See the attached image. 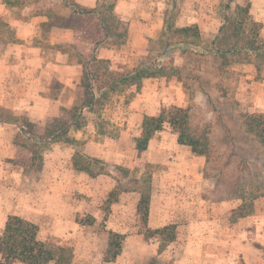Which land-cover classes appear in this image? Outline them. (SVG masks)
Listing matches in <instances>:
<instances>
[{
    "label": "crops",
    "instance_id": "0c3cea01",
    "mask_svg": "<svg viewBox=\"0 0 264 264\" xmlns=\"http://www.w3.org/2000/svg\"><path fill=\"white\" fill-rule=\"evenodd\" d=\"M75 1L80 6L89 9L96 8L98 5V0ZM170 1L177 2L180 12L179 0H167L164 2V7H160L158 10L157 6L162 4V0H117L116 12L129 23L127 44L119 48L100 46L94 51V54L98 58L111 60L113 68L118 71L138 67L142 61L134 67H129L126 63V56L129 53L141 54V51L136 49L137 46L146 49V46L150 45L151 39L158 38L164 26L165 12L171 7ZM226 1L219 0V6L222 4L225 12L223 17L214 13L213 8L216 3L212 0L187 1L183 11H189L190 14L186 15L187 24L182 26L197 24L202 37L205 38L213 29V25H221L214 31H210L214 40L218 36L220 28L226 23L225 14H229L224 8ZM250 2V19L255 20L254 22H263L264 1L250 0ZM237 3L246 4L243 0H238ZM260 4L263 6L259 7ZM12 6L9 0H0V21L7 23L14 30L15 37V41L6 45L0 57V105L11 110L17 117L26 116L38 132H44L50 120L62 118L65 116L64 111L70 110L76 105L77 95L73 92L80 84L83 74L81 65L70 64L69 54L57 50L55 47L57 45H72L73 48L79 50L80 44L72 28L44 27V24L49 22L46 16L15 15L13 10L16 8ZM232 6L235 7L236 3L233 2ZM136 9L139 11V16L134 15ZM178 18L177 24L179 25ZM152 23L156 27H152ZM259 37L264 40V30ZM148 48L145 50L147 54ZM195 48L203 47H191L193 51ZM175 49L180 50V48ZM233 67L240 78L234 89L235 99L245 105L251 114H264V68L258 71L253 61L236 63ZM127 92L135 93V95L129 100L126 99L124 103L129 119V126L126 124V129H119L116 135H102L97 130L98 122L110 123V121L101 114L84 111L81 113L83 118L78 123L70 120L65 127L67 139L65 137L59 142L49 143L44 147L43 167L40 175L30 178L34 186L30 189V201L38 204V214L54 218L55 222L62 227L64 225L62 216L74 217L80 210L79 207H84L85 202L76 197L75 192H80L91 198L96 197L98 193L95 183L103 175L104 178H109L108 174L93 178L88 173L76 171L69 153H80L79 150L82 149L84 154L90 157L108 158L97 154L106 152L105 148L101 149L103 144L98 142L97 137H105L107 140L116 142L122 141L132 130L131 119L136 117L137 124L141 129L144 116H155L160 110H158V106L166 105L168 100H175L176 97L179 100L182 95H187L182 82L176 79L167 81L165 78L145 79L140 93L136 92L135 87ZM175 102L177 103V101ZM179 106L181 107V105ZM94 115L97 119L96 122L93 120ZM107 126V129L114 128L110 124ZM18 132H22L18 124L0 122V219L4 217V220L9 215L16 213L15 210L18 208L15 206V202L7 197V191L4 188L12 181V184L17 183L14 182L17 172L12 161L18 157V149L14 144V138ZM14 134L16 135L14 136ZM140 134L141 130L138 131L136 138ZM23 135L29 137L26 134ZM177 137V133L168 128L150 141L147 150H136L141 153L142 159L146 158L147 164L167 166L162 174L164 173V177L176 186L190 181L189 174L193 176L195 171H199L200 166H204L206 163L204 156H197L192 153L189 146L180 145L177 142ZM179 153L185 155L182 156ZM165 155L176 157V160H172L173 162L160 161ZM120 156L124 155L120 154ZM115 164L124 166L121 165L122 163ZM127 168L132 170L130 166ZM88 185H90V190L86 191L89 188ZM137 195L136 207L140 200V195ZM239 199L224 200L216 204L202 198V207L200 208H191L185 211L176 208L170 211L166 209L163 202L164 193L159 194L156 191L151 200L149 219L144 227L151 231L168 226L174 228L175 238L169 250H165L164 254H159L163 260H167L170 256L172 258V254L175 252L177 258L182 254L186 255L185 264H235L236 259L240 256L246 264H251L247 257L251 253L257 257L259 252L250 242L245 243L242 237L236 235L235 224L237 223L230 220L233 211L242 204ZM259 199H264V197ZM158 201L159 206L156 208ZM239 201L241 204L238 203ZM89 207L91 208V205ZM111 216L114 217L115 214ZM184 216H186L185 219L179 218ZM109 220L111 221L109 218L105 223H108ZM221 221L229 222L228 229L223 227L225 225ZM219 222L222 228L216 226ZM67 223L71 231L77 225L72 221H67ZM230 223L234 224V227H231ZM46 241L47 239L44 240V242ZM71 246L74 248L76 245ZM159 248L160 245L157 254L160 253ZM103 249V252L107 250V243L104 244ZM97 251L99 249L97 247L95 249V245L89 241L82 243L79 251L74 249V253L79 252L77 256L82 264L88 261V258H92ZM108 263L112 264L113 262Z\"/></svg>",
    "mask_w": 264,
    "mask_h": 264
},
{
    "label": "rangeland",
    "instance_id": "374dc122",
    "mask_svg": "<svg viewBox=\"0 0 264 264\" xmlns=\"http://www.w3.org/2000/svg\"><path fill=\"white\" fill-rule=\"evenodd\" d=\"M35 1L37 0H9L13 5L12 7L16 8L13 10V14H23L26 17L28 15L32 16V13L40 9L42 5H48L47 0L43 2L39 1V3ZM166 1L162 0V4L157 6V10L160 7L163 8L164 2ZM187 1L189 0H179V4L181 5V11L178 12L179 26L187 24L186 15L190 14V12L183 11ZM212 1L216 3L213 8L214 13L216 12L217 16L223 17L225 13L223 5L221 4L219 6V0ZM170 4H173L172 1H170ZM262 6L263 4H260L259 7ZM134 15L139 16L138 9H136ZM262 21L255 22L261 26L259 33L264 30V16L262 17ZM220 26L213 25V29L210 31H214L216 27ZM152 27H156V25L152 23ZM253 28V24H247L245 32L241 36L242 38L239 37L238 42L233 40L231 42V48L238 47V49H241L240 47H248L246 46L248 45L247 38H249L248 35L250 36ZM3 30L6 31V28H3ZM12 31L14 32V30ZM210 31L209 35L203 39L204 43L208 44V49L210 50H206L203 46L201 49L195 48V51L202 55L191 56L188 53L180 56V50L174 49L171 52H163V57L158 58L165 63L185 67L183 76L184 82L188 86L187 95H182L179 98L180 101L177 97L175 100H168L165 103L166 105L162 104L158 106V110L171 105H181L184 109L188 108L193 126L203 132V138L206 137L205 150L208 153V157H205L206 163L204 166H200L199 171H195L193 176L189 174L191 177L190 181L186 184H177L176 186L164 177V173L162 174V171L167 166L162 164L149 166L146 163V158L142 159L141 153L135 149V138L138 135V131L141 130L139 124H137L136 117L131 119L130 125H132V130L128 132L127 138L122 141L119 140L121 143L107 140L105 137H97L98 142L103 144L101 149L105 148L106 151L97 154L104 155L108 158L90 157L84 154L82 149L79 150L80 153H69V156L72 158L78 153L85 159H97L104 164L116 165L115 163H122L121 165L125 167H132V175L135 177L152 172L157 191L159 194L161 192L164 193L163 202L166 205V209L170 211L176 208H179L180 211L200 208L202 207V198L219 204L224 200H238L243 194L247 198L255 196V199L250 198L254 205L253 215L242 221L234 219L231 216L230 220L232 222L234 220L237 223L235 224L236 235L242 237L245 243L247 241L250 242L259 252L257 257H254L253 253H251L247 257L249 262L251 264H264V199H259L264 197V143L258 136H255V133L249 131L253 125L262 126V123L260 118L250 121L249 115H251V112L247 110L245 105L235 99L234 89L236 82H239L240 78H238L237 72L233 70V66H235V62L240 58L237 55L235 58L229 56V59L234 61L231 65L232 67L230 66L228 68L227 74L221 75L222 73L220 74L218 72L217 69L221 60L214 56L213 49L215 47L210 45L213 40ZM5 35L7 37L6 33ZM156 39L154 38V40ZM149 46L148 44L146 49ZM155 46H157V43ZM259 46L264 48V44L260 43ZM136 49H139L141 54L133 55L129 53L126 56V63L129 67L138 65L142 61L143 56L147 54L145 53L146 49L144 47L137 46ZM156 49V51L162 53L161 48ZM241 52L246 53L244 50H241ZM247 58L253 60L254 56L249 54ZM220 86L224 88L220 89ZM73 94L77 95V88ZM124 95H126V98H124ZM128 95V92L111 95L103 111L100 112L101 116H104L105 119L110 121V125L114 126V128L109 127L112 135L118 134L119 129H126V124H128L129 119L127 118L128 110L124 103ZM257 115L260 116L261 114ZM95 117L94 115L93 120L96 122L97 119ZM68 138L71 139L70 137ZM203 141L205 143V140ZM43 149L44 147L40 150V155H43ZM56 154L59 155V153ZM120 154L124 156H120ZM63 155L66 154L63 153ZM179 155L183 156L185 154L179 153ZM172 160H176V157L165 155L160 161L173 162ZM29 165L24 162L14 164L17 172V178L14 179V182L17 183L12 184V181L4 186L7 191V197L13 200L15 206L18 208L15 210L16 213L9 215L5 220L4 217L0 219V232L3 231L9 217L18 216L37 226L38 238L42 241L47 239L46 242L69 246L76 245L74 249L78 251L82 243L86 241L92 242L95 245V249L97 247L99 251L92 258H88L89 260L84 262V264H109L101 262V253L104 251V244L106 245L107 243L109 232L114 231L124 235V249L122 251L123 254L112 264H185L187 258L185 254L177 258L175 252H173L172 258L170 256L167 260H163L159 256L165 250H169L172 244V241H169V235L170 232L173 233V230L166 231L162 238H159L155 235L153 236V231L144 227L142 219L137 215V193L127 192L126 194L121 193L120 195L117 193L112 198H109V194L117 186L118 180L121 179V176L116 171L107 175L109 178H104L103 175L98 180V184L95 183L98 193L96 197L93 196L91 198L80 192H75V196L85 202L84 207L81 208L80 206V210L76 212L74 217L62 216L64 225L61 227L55 222L54 218L38 214V204L30 201V189L34 187L30 178L38 177L40 173L35 172L36 167L30 172ZM88 186L89 188L86 191L90 190V185ZM241 201L238 203L241 204ZM89 205H91V208ZM156 205V208H158L159 201ZM112 214H115V216L112 217ZM185 217L179 218L185 219ZM109 218L111 221L109 220L108 223H105ZM67 221H72V223L79 226L75 225L74 230L71 231L69 230V224H66ZM221 222L225 225L223 227L228 229L229 222ZM216 226L222 228L220 222ZM231 227H234V224H231ZM152 240L154 241L151 242ZM160 243H163L164 246H162L161 250L159 248L160 253L157 254L159 245H162ZM77 255H79V252L75 253L74 264H82ZM0 264H7L4 263L1 256ZM235 264L246 263L240 256L236 259Z\"/></svg>",
    "mask_w": 264,
    "mask_h": 264
},
{
    "label": "trees",
    "instance_id": "16d2710c",
    "mask_svg": "<svg viewBox=\"0 0 264 264\" xmlns=\"http://www.w3.org/2000/svg\"><path fill=\"white\" fill-rule=\"evenodd\" d=\"M39 1L43 2L44 0L35 2L39 3ZM237 1H226L224 8L229 12V14H225L226 23L220 28L218 36L210 43L215 47L213 49L214 56L221 60L217 69L220 74L222 73L221 75L227 74L228 68L234 62L229 59V56L235 58L237 55L240 58L235 63L253 61L258 71L264 68V48L259 46L260 43L264 44V40L259 37L261 26L250 19V0H243L246 2L245 5L238 4ZM47 2L48 5H42L40 9L32 13V16H46L49 22L45 23L44 27L72 28L80 44L79 50L73 48L72 45H57L55 47L57 50L69 54L70 64L81 65L83 68L81 82L77 86V103L70 110L64 111L65 116L62 118L50 120L44 132H38L26 116L17 117L11 110L0 105V122L18 124L22 130L14 138L18 157L12 162L14 164L28 163L30 172L36 167L35 172L39 173L43 167V156L40 155L42 147L65 138L67 131L64 129L69 121L74 120V123H78L83 118L81 113L84 111L99 115L111 95L124 94L133 87L136 88L137 93H140L145 79L159 78H165L167 81L176 79L182 82L184 92L187 94L188 86L184 82L183 76L185 67L168 64L158 59L163 57V52H171L175 48H180V56L188 53L191 56H198L202 54L193 51L191 47L203 46L206 50H210L208 44L204 43L197 24L188 26L177 24L178 6L175 1H172L173 4L165 12L162 32L156 40H150L148 54L143 57L141 64L133 69L118 71L113 68L111 60L98 58L94 54V51L100 46L119 48L127 44L129 23L116 12L117 0H98L97 7L93 9L80 6L75 0H47ZM233 2L236 3L235 7L232 6ZM249 23L253 24L254 28L247 38L248 45L246 46L248 47L231 48V42L233 40L238 42L239 37L242 38L246 25ZM3 28H6V31ZM14 41V32L11 27L0 21V57L6 45ZM156 43L157 46H155ZM156 48H161L162 53L156 51ZM241 50L246 53H242ZM251 53L254 56L253 60L247 58ZM223 88L220 86V89ZM134 95L135 93H130L127 99L133 98ZM259 118L262 126L253 125L249 131L255 133V136H258L264 143V114L249 115L250 121ZM108 124L110 123L106 121L98 122V133L111 136L112 132L107 129ZM168 128L177 133V142L180 145L189 146L192 153L197 156L208 157L205 150L206 137L203 138V132L193 126L189 109L175 105L162 108L155 116L143 117L141 134L135 139L136 150H147L150 141ZM23 134L29 137H25ZM72 164L76 171L88 173L93 178L103 174L109 175L116 171L121 179L109 194V198L117 193L118 195L127 192L139 194L137 213L143 224H147L151 200L157 191L152 172L135 177L127 167L104 164L100 160L92 158L85 159L78 153L72 157ZM239 198L243 202L233 211L232 216L234 219L244 220L254 214V205L250 198L255 199L256 197L247 198L243 194ZM171 229L173 233L170 232L169 241H173L175 230L172 226L153 231V236L162 238L165 232H169ZM123 242L124 235L109 232L107 250L101 253V262H114L122 253ZM160 244H162L160 245L161 250L164 245ZM0 256L7 264H74L75 253L72 246L40 240L35 224L18 216H12L8 218L3 231L0 232Z\"/></svg>",
    "mask_w": 264,
    "mask_h": 264
}]
</instances>
